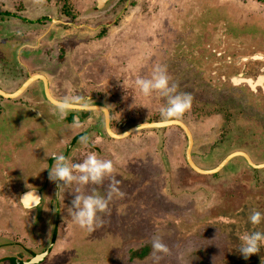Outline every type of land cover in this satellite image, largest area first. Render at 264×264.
I'll list each match as a JSON object with an SVG mask.
<instances>
[{"label":"flooded vegetation","instance_id":"af4514ba","mask_svg":"<svg viewBox=\"0 0 264 264\" xmlns=\"http://www.w3.org/2000/svg\"><path fill=\"white\" fill-rule=\"evenodd\" d=\"M70 1L0 0V264H25L48 250L39 263L46 264L57 248L67 260L53 264H74L80 227L67 203L78 189L104 195L109 181L73 182L57 199L50 156L64 155L71 164L90 153L112 160L115 177L136 168L137 182L154 186L162 217L190 228L181 231L185 237L170 227L154 232L167 242L170 260L209 264L212 256L216 264H264V245L247 259L237 250L243 234L264 232V219L259 225L248 220L253 210L264 214V13L250 4L190 0L186 8L178 0L172 8L178 30L169 18L155 29L141 18L154 11L149 0H95L94 7L90 0ZM106 39L109 51L115 42L121 50L100 52L102 62L93 69L78 51ZM157 65L166 66L178 92L192 96L180 118L162 119L164 98L145 97L135 87V79L149 78ZM69 97L97 110L76 105L60 118L58 105ZM23 130L32 131L34 141H23ZM131 138L145 144L143 152L134 151ZM157 185L163 188L156 192ZM137 211L127 216L136 220ZM189 230L196 239L188 242ZM138 238L128 263L158 261L162 254L151 244L139 251ZM21 244L30 257L12 255ZM102 261L108 264L106 254Z\"/></svg>","mask_w":264,"mask_h":264},{"label":"rangeland","instance_id":"374dc122","mask_svg":"<svg viewBox=\"0 0 264 264\" xmlns=\"http://www.w3.org/2000/svg\"><path fill=\"white\" fill-rule=\"evenodd\" d=\"M72 1V0H71ZM70 1V2H71ZM74 2L78 3V5H84L86 1L88 0H73ZM178 0H149V3H147L150 7H154V11L152 14H146L144 16H141L142 19H149L151 24L153 23L155 25V27L152 25V27H154L155 29L156 24L158 26L159 23H157L159 20H165L166 18H169L170 20H173V6L175 3H177ZM181 1V0H179ZM195 1V0H194ZM220 5H225L228 3L225 2H230V3H237V4H241V6L247 8V6L250 4L253 6V9L255 8H259L258 12H262L264 13V6H260L259 4H257L256 2H253L251 0H218ZM68 2V0H66V3ZM91 2V6L94 7L96 5L95 0H90ZM118 0H113V3H117ZM190 0H184L182 1V3L185 5L186 3H189ZM112 3V4H113ZM188 5H185L186 8ZM185 7H181L182 9ZM185 8V9H186ZM171 10V15L168 14V11L170 13ZM115 12H118L117 14H115L114 18H117L118 14H119V10H116ZM194 12L198 13V9L194 10ZM133 16L132 14H130L129 16L124 15L123 17L120 16V18H127V19H131ZM172 27V29L178 30V26L174 23V20L172 21V24L169 25ZM143 28V27H142ZM141 28V29H142ZM159 29H163L161 27H159ZM118 38V37H117ZM67 40L70 39V36L66 38ZM106 42H102V41H95L94 40V45H92L91 48H87V47H82L81 50H79L78 52H82L81 54L83 55L82 57H86L89 58L90 60V64L93 65V69L96 67H99L102 60L100 59V57H102V55H100L99 53L102 52L103 54H105L106 52H108L110 50V39H106ZM76 41V40H75ZM117 41V39H116ZM126 43H130L129 40L125 39ZM120 42H115L113 47L111 48V51H109V54L113 55L116 51L121 50L120 45L117 46V44ZM117 46V47H116ZM100 59V60H99ZM115 63V61L113 62ZM83 65V64H82ZM86 66H84L83 68H85ZM114 67V65H113ZM114 72V70H112ZM147 105V104H144ZM156 119V118H154ZM5 122V119H2ZM11 120L13 119H9L8 121V126H11ZM23 125L24 121L22 122ZM26 123V122H25ZM18 130V129H16ZM165 130V129H164ZM6 131V129L4 130ZM18 135H20V131H17ZM147 134V133H145ZM23 135H26L23 138V141L30 143V141H34L35 136H33L32 131H28L27 130H23ZM139 136V135H138ZM137 136V138H138ZM165 137V135H163ZM172 140H176L178 139L180 136L178 135H174V136H170ZM144 138V137H143ZM166 138V137H165ZM168 138V136H167ZM19 143L22 142V140L19 137ZM138 141V139H132L131 141L128 142L130 144H133L132 147L135 148V152H143L144 146L145 144H137L135 145V141ZM140 140H142V138H140ZM174 140V141H175ZM130 144H128L127 146L130 147ZM175 144V143H174ZM132 147L127 149V152L129 151H133ZM164 149V148H163ZM225 156H223L224 158ZM210 167H215V165H212ZM209 167V168H210ZM136 170V168L134 167H128L127 169H125V176H119L117 175L116 178L117 179H121V183L119 185V187L122 188V191L124 193V195L122 197H113V199L109 202L108 205V209L105 213H100L99 214V218H100V225L98 227H94L92 231H88L86 229H81L80 228V232L78 233L77 236V241H75V248L77 249V251L75 252L74 256H73V262L74 264H101L102 258H105V254L106 257L108 258L109 262L108 264H131L128 263L130 262L129 258L132 257V252L134 250V248H131V245H133V242L135 241V236L139 235L138 241L136 247L139 248V251L141 249H143L144 245L147 246L149 244H151V239L153 237L154 232H158V229L161 228H169L172 230V228L177 230V233L179 234L181 231H184V228H189L187 226V224L185 223H179L177 222L175 219H171V218H163L162 214H161V210H159L158 207V199L155 196V190L154 186H150V184H146L145 182H137L138 177L136 176V174H133V172ZM126 178L129 180V184L125 183ZM125 181H124V180ZM16 188L20 186L19 184H16ZM2 188V187H1ZM15 188V189H16ZM163 188L162 186H156V192ZM73 189L76 190V187ZM17 190V189H16ZM125 195L128 197L126 198ZM75 195H73L72 199L74 198ZM131 196V198H129ZM72 199H69V202L67 203V208L71 206V201ZM1 201V198H0ZM134 204V205H133ZM136 205V206H135ZM133 207L135 209H138V211L136 212L137 214H139V218L134 220L131 219V217L127 214L132 212ZM66 208V209H67ZM53 209V207H52ZM117 210V213L115 212ZM116 216L119 220L116 219ZM68 220H66L67 222ZM119 223V224H118ZM77 226V225H76ZM132 226L135 228L133 233H129L131 231V227ZM210 226V225H209ZM128 227L130 228V231L128 230ZM190 229V228H189ZM187 233V238H188V242L192 239H196L195 236H192L190 234V230L189 231H185ZM176 234L180 240V236ZM180 235H183V233L181 232ZM184 236V235H183ZM181 236V238L183 237ZM185 237V236H184ZM149 239V240H147ZM10 242H16V243H20L19 241H14L13 239H9ZM140 243V244H139ZM165 244H167V242H164ZM175 240H173L171 242L170 245L174 244ZM200 248H203L202 245H200ZM127 249H131L130 251H127ZM183 249H185V247H183ZM182 249V250H183ZM190 248H187V250ZM199 249V248H198ZM197 249V250H198ZM196 250V251H197ZM26 252V254H25ZM127 252V254H126ZM200 251H198L199 253ZM32 254L31 252H29L27 250V246L26 245H22L21 247H17L13 249V253L12 255H22L25 254L26 257H30ZM137 253V252H135ZM7 254V253H6ZM60 254H65L64 252L60 251L59 248L55 249L54 253L52 254V256H50V259L47 261L46 264H53L54 261L58 262L63 259L67 260L66 255H62V257L60 256ZM30 255V256H29ZM188 257L189 255L186 254ZM135 257H137V255H134ZM142 259V256H139ZM170 250L168 251V253L166 254H162L161 257L158 259V261H156L155 263L152 262V264H199L200 262L198 258L193 257L195 261H191L190 258H188V260H186L185 263H183V261H181L180 259H176L175 261L170 260ZM86 258L88 260H86ZM26 260V259H25ZM128 260V261H127ZM155 260V258H154ZM201 260V259H200ZM72 261V260H71ZM142 261V260H141ZM55 262V263H56ZM62 262V261H61ZM96 262V263H95ZM104 262V260L102 261ZM143 262V261H142ZM158 262V263H157ZM209 264H216L214 262L213 257H210V260L208 261ZM61 264V263H58ZM64 264V263H63ZM137 264V263H135ZM144 264V263H143ZM146 264H151V261L147 262ZM206 264V263H205Z\"/></svg>","mask_w":264,"mask_h":264},{"label":"clouds","instance_id":"9594fccd","mask_svg":"<svg viewBox=\"0 0 264 264\" xmlns=\"http://www.w3.org/2000/svg\"><path fill=\"white\" fill-rule=\"evenodd\" d=\"M135 87L145 96H151L153 93L163 97L165 104L159 109V115L162 119L180 118L190 107L192 96L190 93H181L177 91V86L170 83L166 66L157 65L152 69L149 78L137 77ZM79 105L81 108H90L97 110L95 106H89L81 103L78 97L65 98L58 105V115L60 118L65 116L67 111ZM108 113V108L101 110ZM86 140V138H84ZM52 166L49 171V180L56 183L57 199L62 197L63 188L73 182L79 185H100L107 178L109 183L104 195H100L93 190L90 194L77 190V194L71 201V206L67 208V213L74 223L81 229L92 231L101 223L99 214L105 213L109 202L113 197H122L124 193L120 190L121 181L113 175V161L97 157L96 154H88L81 162L69 163L64 155L53 154ZM62 182V183H61ZM264 219V214L253 210L248 217L252 225H259ZM264 245V232L254 231L245 233L240 237V244L237 248L244 259L259 252L260 247ZM153 252L166 254L168 246L158 236L151 239Z\"/></svg>","mask_w":264,"mask_h":264},{"label":"water","instance_id":"95a60500","mask_svg":"<svg viewBox=\"0 0 264 264\" xmlns=\"http://www.w3.org/2000/svg\"><path fill=\"white\" fill-rule=\"evenodd\" d=\"M147 127H149V126H147ZM47 255H48V250L46 252H44L43 254H40V255L32 258L30 261H28L25 264H39L40 262H43V260L46 258Z\"/></svg>","mask_w":264,"mask_h":264}]
</instances>
